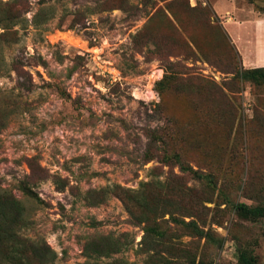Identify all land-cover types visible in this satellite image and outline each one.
I'll return each mask as SVG.
<instances>
[{
  "label": "rangeland",
  "instance_id": "obj_1",
  "mask_svg": "<svg viewBox=\"0 0 264 264\" xmlns=\"http://www.w3.org/2000/svg\"><path fill=\"white\" fill-rule=\"evenodd\" d=\"M260 19L264 0H0V190L23 235L54 264H152L119 186L162 204L169 264H264V219L237 211L264 204V83L229 34ZM100 236L124 247L88 256Z\"/></svg>",
  "mask_w": 264,
  "mask_h": 264
},
{
  "label": "trees",
  "instance_id": "obj_2",
  "mask_svg": "<svg viewBox=\"0 0 264 264\" xmlns=\"http://www.w3.org/2000/svg\"><path fill=\"white\" fill-rule=\"evenodd\" d=\"M242 77L257 84L264 83V68L244 69ZM151 137L156 140L153 136ZM164 158H166V162L171 160L166 156ZM180 164L185 172H195L192 168L186 167L184 163ZM198 179L202 178L198 177ZM24 189H26V194L33 200L43 203L41 198L31 189L28 187H24ZM111 191L120 195L134 224L138 226L145 225L143 241L152 246L154 252L151 256L152 264H169V261L163 260L157 251V248L161 246H164L168 252L172 250V246L165 243L166 233L158 223L163 218L162 204H155L145 199L138 191L126 190L119 186H114ZM237 211L242 218L247 220L264 219V204L256 207L240 204L237 206ZM25 214V205L11 191L0 190V264H54L56 253L46 241L32 240L23 235L22 231L29 224ZM174 222L190 229L198 237L205 238L208 236L204 230L192 221L186 222L174 219ZM123 247L124 244L118 239L104 236L93 237L86 244L85 253L88 256L96 254L97 257L109 258L112 254L120 252ZM240 260L243 264H255L254 259L244 252L241 253ZM121 263L126 264L125 262Z\"/></svg>",
  "mask_w": 264,
  "mask_h": 264
},
{
  "label": "crops",
  "instance_id": "obj_3",
  "mask_svg": "<svg viewBox=\"0 0 264 264\" xmlns=\"http://www.w3.org/2000/svg\"><path fill=\"white\" fill-rule=\"evenodd\" d=\"M259 21L261 25L257 28L255 27V34L251 33V35H249L250 38L248 39L250 43H244V47H241L239 44V42H241L239 40L240 38L229 31L233 44L242 55L243 66L246 70L264 68V19H260ZM247 24L249 23L236 25V23L232 22V19H230L226 26H229V29H233L236 27H244Z\"/></svg>",
  "mask_w": 264,
  "mask_h": 264
}]
</instances>
